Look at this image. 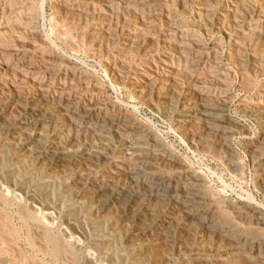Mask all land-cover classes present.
Wrapping results in <instances>:
<instances>
[{
    "label": "bare ground",
    "instance_id": "bare-ground-1",
    "mask_svg": "<svg viewBox=\"0 0 264 264\" xmlns=\"http://www.w3.org/2000/svg\"><path fill=\"white\" fill-rule=\"evenodd\" d=\"M197 33L222 39L205 48ZM221 44L250 96L228 92ZM84 58L98 60L113 84L131 74L125 86L132 101L160 111L171 133L201 161L216 163L236 188L221 173H212L213 184L210 171L188 164L155 129L105 99L95 75L75 68ZM0 66L38 88L18 118L0 120L4 139L22 141L18 153L29 152L46 171L114 168L106 185L80 183L97 192L96 214L113 211L119 221L140 226L137 238L144 243L180 252L190 243L186 251L206 260L245 254L264 261V204L240 188L243 165L233 148L238 136L264 196V0H0ZM233 101L257 137L230 116ZM2 221L0 245L8 248L15 235ZM46 232L41 240L50 243Z\"/></svg>",
    "mask_w": 264,
    "mask_h": 264
},
{
    "label": "rangeland",
    "instance_id": "rangeland-1",
    "mask_svg": "<svg viewBox=\"0 0 264 264\" xmlns=\"http://www.w3.org/2000/svg\"><path fill=\"white\" fill-rule=\"evenodd\" d=\"M189 7L188 9L191 10V7ZM47 12L49 13V11ZM190 17L191 15H189V18ZM41 24L44 26L45 23ZM197 34L201 37V44L205 48L210 47L212 44L222 39L221 34H216L213 37H204L201 36L200 33ZM115 37H121V35L117 34ZM115 37L113 38L116 39ZM147 44L146 41L144 46H147ZM61 50L59 49V53L62 54L63 52ZM222 50L223 52H221ZM225 50L228 51V48L224 44H221L218 49V54L220 55L222 66H224L226 72L231 76H229L230 83L228 92L231 93L232 96H238L239 94V96H250V94L246 93L241 87L243 86L242 79H240L241 77L234 71L235 64H231L232 61H229L228 56H226L227 51L225 52ZM97 61L92 58H84L79 61L80 63L78 62V64L75 65V68L88 73L90 76L94 77L95 75V79L99 81L98 83L101 86L102 96L105 99L108 98L107 100L111 102H119L128 115L131 117L133 115V119L144 124L146 123L151 130L155 129L153 131L156 134L159 133L160 136L157 135L161 137L164 143L166 142L167 145L169 144L168 146L171 147L172 150H176L174 152L182 159L185 161L188 159V164L191 163L190 165L193 164L192 166L195 165L194 167L196 168L202 167L201 169L206 173L210 171V173H208V179L212 181L213 184L218 185L212 173L215 172V176L221 173L219 177H221L225 183L227 182V185L229 184L231 188H236L237 184L235 183V185L233 181L229 180L230 178L226 176L224 171L216 163L206 160L201 161L196 149L186 144L179 134L171 133L173 132L171 131V126L169 122L167 123V121L162 118L160 111L158 113L154 106L153 108L138 101L136 102L134 98V101H132V96L128 95L129 91H127V86H125L127 82L130 81L131 74L129 77H126L128 79H126L124 84H113L110 79H107L108 77H106L107 75L104 68L99 61ZM16 78V76L8 73L6 69L4 70V68L0 66V120L3 118H18L23 113V101L25 102L27 99H30L32 96L31 94L36 96L38 93V88H36V86H28L27 84V86L25 84L22 85L23 83L21 84ZM17 101L18 104H16ZM235 103L236 101H233L227 106L230 116L241 123L251 137H257L258 131L256 126L237 113V103ZM1 128L0 126V198L2 199H0V221H2L4 217L2 223L4 222L3 224L6 226V230L12 229L15 235L13 239L15 242L14 244L11 242L14 247L10 246L8 248L6 243H1L0 264H62L65 260H68L70 263L66 261L63 264H264V261L260 259L257 260L247 254V256H245V254H239L241 256L234 255L231 256L233 257L232 259L228 257L227 260H214L213 258H208L206 260L201 257L192 256L188 250L186 251L187 248H190V243L188 242V244H186L187 248L184 247L185 245L181 247L182 252L177 248L173 250L169 245L162 242H150L149 244V241H146V243H144L145 240L137 238L139 232L138 228H140V226L136 224L133 225L132 222L127 220L119 221L113 211L103 215L96 214L97 192L95 193L87 184L94 180H96L94 182L97 184L102 182L100 185L108 184L115 171L112 165L105 166L106 168L85 169V171L84 169L77 170V168H74L76 172H74L73 168L65 169V171L61 167L46 171L44 165L41 164L40 166L39 164L35 166L33 164V156L29 152L18 153L17 147L22 141L4 139ZM238 140V136L233 139V148L243 165V182L240 188L252 195L258 202L264 204V196L256 188L254 170ZM191 151L193 154L190 155ZM202 165L206 166L204 167ZM208 167L210 170H207ZM104 170H107V172L104 173ZM85 172H87V174H85ZM91 172L94 174L96 173V175L91 174ZM81 175L85 177L82 176L81 178ZM84 178H88L87 180H89V182H86V189H82L80 184ZM233 194V192L228 193V196L230 195V198L235 199L236 195ZM3 198H5L4 200L6 203L9 202L7 205L10 206H7L5 202H3ZM19 218L23 220L20 221ZM24 222L25 224L23 225ZM35 229L37 230L35 231ZM38 230L41 233H45V231L48 230L46 234L49 237L50 243L47 239L46 242L41 240L42 234ZM36 239H38V241L40 239L39 242L41 243L39 244ZM51 239L55 242V245L52 244ZM59 240L62 243H59ZM63 240H65V242ZM46 245L47 247H45ZM50 246L52 247L50 248ZM65 246H67L66 249L68 250L65 249ZM43 247H45V249ZM55 247L58 249H55ZM10 248L11 250L14 249L13 251H15V253L13 251L11 252V250H9ZM15 248H18V250ZM33 248L35 250H33ZM36 250L38 252L41 250L42 252L40 251L41 253H38ZM53 252H57V254L52 255L51 253ZM12 253H14V255ZM42 253H46V255ZM180 255L183 256L181 257ZM62 259H64V261Z\"/></svg>",
    "mask_w": 264,
    "mask_h": 264
}]
</instances>
